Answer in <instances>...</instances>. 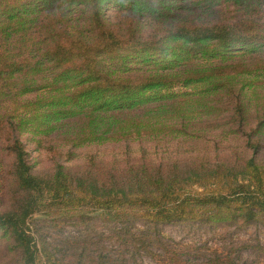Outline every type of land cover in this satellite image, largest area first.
Wrapping results in <instances>:
<instances>
[{"label": "trees", "instance_id": "obj_1", "mask_svg": "<svg viewBox=\"0 0 264 264\" xmlns=\"http://www.w3.org/2000/svg\"><path fill=\"white\" fill-rule=\"evenodd\" d=\"M193 1L206 9L264 5ZM109 6L127 11L123 27L107 22ZM145 16L158 22L147 38ZM172 16L158 0H0V264H141V250L156 257L155 247L165 250L164 264H192L166 248L161 226L264 227V162L257 157L264 149V87L257 81L264 23L186 24ZM213 129L244 139L243 151L219 162L142 158L121 165L90 156L81 168L55 161L38 175L22 140L70 162L75 155L64 148L165 134L196 143ZM92 214L111 235L87 230L54 243L34 228L39 215L47 222L72 215L86 226ZM130 220L141 222L139 234ZM107 240L120 251L107 250Z\"/></svg>", "mask_w": 264, "mask_h": 264}, {"label": "rangeland", "instance_id": "obj_2", "mask_svg": "<svg viewBox=\"0 0 264 264\" xmlns=\"http://www.w3.org/2000/svg\"><path fill=\"white\" fill-rule=\"evenodd\" d=\"M165 2L171 8L173 14L171 21L186 24H203L211 22L236 23L241 20H252L264 23V5H256L248 8H240L230 3H216L213 8L206 9L195 5L193 0H158ZM105 19L108 23L123 27L127 21V11L109 6L104 11ZM165 21V20H163ZM143 37L147 38L150 33L158 29L153 24L155 20L143 17ZM260 76L258 86L264 87V74ZM176 93L186 90L176 89ZM160 140L150 141L145 139H135L128 143L121 144H94L79 148H64V154L73 152V161L68 162L64 155L50 152L48 149H39L29 141L27 136L22 140L30 152L34 164V173L46 175L54 167L55 161H59L66 167L81 168L87 162L86 157H95L98 160L109 164L116 162L124 165L135 163L142 158L152 162L166 161H190L191 159H203L210 162H219L231 156L232 151L237 149L243 151L244 139L224 136L219 130H210L204 134L201 142H193L190 138L168 136ZM26 137V138H25ZM251 155V154H249ZM258 160L264 162V149L258 154ZM2 183V181H0ZM1 187V184H0ZM199 189V187H195ZM65 216V215H64ZM78 216V215H75ZM93 218L89 225L80 223L79 217L73 218L71 215L62 220L47 222L42 216L34 226L41 230L48 237L49 242H60L65 238L85 234L87 230L95 231L98 235H111V230L100 214H92ZM62 221L63 224L59 225ZM58 224V225H57ZM140 221H128L127 225L134 233L141 229ZM116 231L122 229L119 224L112 225ZM163 241L167 249L181 254L184 258H193L192 264H211L217 256L229 258L230 264H264V227L253 226L249 228H223V226H203L198 224H177L161 226ZM137 234H139L137 232ZM114 235V234H113ZM115 241L107 240L105 248L117 253L120 245ZM190 248V249H189ZM130 249L133 250L131 247ZM195 249V250H193ZM193 250V251H192ZM134 251V250H133ZM151 251L156 257H152L146 252L138 254V262L141 264H164L162 259L166 257L163 249L152 248ZM189 254H192L189 256ZM198 257V260L195 258ZM211 261V262H210Z\"/></svg>", "mask_w": 264, "mask_h": 264}]
</instances>
